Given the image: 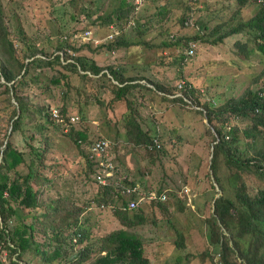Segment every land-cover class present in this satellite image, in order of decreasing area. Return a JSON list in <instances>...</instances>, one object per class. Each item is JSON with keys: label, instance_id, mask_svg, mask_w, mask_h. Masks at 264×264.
<instances>
[{"label": "trees", "instance_id": "trees-1", "mask_svg": "<svg viewBox=\"0 0 264 264\" xmlns=\"http://www.w3.org/2000/svg\"><path fill=\"white\" fill-rule=\"evenodd\" d=\"M36 1L45 23L36 22L34 34L25 29L16 9L6 13L0 2V264H185L182 259L190 262L192 257L198 259L199 264H264V67L250 78L242 92L222 102L209 94L211 86L203 76L201 78L197 72L192 75L183 68L184 64H193L190 58L197 52L196 41L213 44L227 36L230 40L238 30H244L247 36L233 42L241 50L237 54L255 51L264 56V0H236V14L248 10L246 6L250 3L257 8L246 19L240 17L241 25L224 31L219 24H210L207 19L195 16L191 19L199 0H187L186 11L181 16L182 26L183 22H192V31L169 35L168 17H152L160 41L150 43L147 47L155 48L153 51L145 49V53L162 55L166 50L164 54L172 55L178 47L183 48L177 61H156L163 67L155 71L161 75L154 73L157 77L143 73L154 64L141 65L139 71L127 61H107L112 51L125 47L139 52L147 43L140 34L146 25L137 14L138 3L134 0H121L115 9L104 15L97 14L88 24L90 27L87 26L91 28L97 23L108 29L117 18L126 27L131 20L134 22L131 28L140 34L135 39L123 31L122 26L116 34L113 31L111 37L101 42L103 49H95L105 65L91 54L89 40L76 42L77 38L66 24L61 27L59 21L58 24L51 21L52 6L43 0L44 9L41 0ZM69 2L77 8L75 0ZM161 10L165 11V6ZM92 12L91 9L85 11L83 17L89 18ZM62 14H65L64 9ZM13 15L17 30L11 27V21L16 23L15 19L11 20ZM81 19L77 17V22ZM216 31L220 34L216 35ZM47 34L57 39L52 53L38 48L37 42L49 39ZM192 44L194 51L190 54L188 49ZM166 66L169 71L174 68L171 77L179 85L166 82ZM78 81L87 89L80 91ZM57 90L61 96L72 91L80 96L75 99L78 105L73 103L77 107L72 109L75 111L62 103ZM90 97L110 111L123 105L118 116L122 124L118 125L125 128L126 142L144 146L143 154L152 156L168 153L173 137L165 135L160 125L151 127L146 120L143 108L149 101L152 111L160 105L168 108L171 103H179L197 113L202 130L194 148L198 150L199 159L195 172L185 177L183 186L189 187L195 195L210 190L211 203L207 202L209 209L204 217L192 209L188 211L197 222L196 226L189 225L190 219L187 222L189 238L201 243L196 251L189 250L191 244H185L181 222L175 229L173 241L156 244L152 249L148 244L157 239L145 240L138 231L126 229L142 226L147 221L157 222L158 214L163 211L173 222L174 211L169 212L168 204L161 199V194L169 188H157L123 166L113 148L120 126H115L116 130L110 135L108 124L112 119L107 115L101 128L105 134L95 133L96 125L89 121L81 106V102L86 103ZM46 98L61 102L55 106L58 118L65 124L54 117ZM71 115H76L77 120L71 121ZM91 129L93 134H90ZM16 134L24 138L23 148L13 138ZM58 135L60 138L55 139ZM100 138L109 139L113 145L107 157L116 166L113 175L106 177V183L98 181L97 176L103 172L98 164L100 157L92 149ZM55 152L60 154L55 155ZM61 155L66 159L71 156L74 161L64 170ZM22 165L27 167L23 173L19 170ZM68 168L72 177L69 184L77 181L88 186L85 192L88 191L89 196L82 193L84 189L79 197L59 189L58 180L63 179L62 185L68 180L64 176ZM133 185L144 192L152 190L156 196L142 200L136 207H128L127 202L134 198V193L126 194L123 186ZM183 186L175 194L179 211L184 208L182 204L188 205ZM93 206L108 208L121 226L96 236L93 227L97 226L89 216ZM192 245L195 247L194 243ZM179 248L185 253L175 255V262L167 260L168 255Z\"/></svg>", "mask_w": 264, "mask_h": 264}, {"label": "rangeland", "instance_id": "rangeland-1", "mask_svg": "<svg viewBox=\"0 0 264 264\" xmlns=\"http://www.w3.org/2000/svg\"><path fill=\"white\" fill-rule=\"evenodd\" d=\"M52 6V16L51 21L53 23L58 24L60 22V26L64 27L66 24L67 28L72 32V36L77 38L76 42L88 41L90 44V52L91 54H99L100 48L103 49L101 42L106 40L108 37H111L113 31L116 34L121 25V21L115 18V21L108 25V30L105 25L94 24L91 25V28L88 24L91 23L92 19H96L97 14L104 15L105 13L111 12L115 9L121 0H75L77 8H74L73 5L69 2V0H45ZM130 1V0H128ZM2 5L4 6L5 12L9 13V11L17 10L22 23L25 29L31 33H36L35 23L39 22L41 24L45 23V16L40 11L41 9L38 7V3L36 0H0ZM137 5V14L141 17V21L145 23L146 27L141 31V36L144 37L145 44L142 45V51L136 52L131 49H126L122 47L116 51H112L111 55L108 56L107 61H117L124 62L127 61L128 64L132 63V66L140 71L141 65L148 66L154 64L149 68V70L144 71L146 75H150V73L154 74L155 71H159L162 66L161 62H156L159 59H164L165 61L180 59V53H182L183 48L178 47L172 55H166V50L162 51V55L153 54L152 52L145 53V49H150L153 51L155 47L148 48L147 46L150 43L157 44L159 43L160 37H158L156 23H153L152 17L157 16H167L169 19V30L171 35L172 33H181V31H192L193 25L187 24V22L181 23V18L184 15V11H186V3L187 0H138ZM199 5L196 6L195 11L190 16L191 19L193 16L201 17L203 19H207V22L210 24L217 23L219 24V28L224 31L225 28H229L230 26L241 25L240 17L246 19L251 13H253L257 6L255 4H249L246 7L248 10H242L240 14H236L238 2L236 0H199ZM41 6L46 8L43 0H41ZM165 6V11H162L161 8ZM256 6V7H255ZM143 7V8H142ZM142 8V10H140ZM64 9V15L62 11ZM91 9L93 12L91 16L83 17L85 11ZM188 11V10H187ZM74 12V16H71V13ZM187 15V14H186ZM182 16V17H181ZM77 17L79 20L77 22ZM16 20L15 16L11 17V20ZM95 21V20H94ZM99 22V21H95ZM130 25H126V27L122 26L123 31L127 32L130 36H134L135 39L140 36V34L135 33L136 31L131 28L133 25V21L129 20ZM12 29L17 30V20L11 21ZM52 27L54 24H51ZM82 27V28H79ZM74 28H79L77 31ZM74 29V30H73ZM87 33H86V31ZM195 29V28H194ZM47 31V30H46ZM135 31V32H134ZM216 35H219L220 32L216 31ZM244 30H238L237 33L231 35L230 40H228V36L218 43H200L198 42L197 52L194 56H192L193 64H184L183 68L190 74L198 73V76H203L206 84L211 86L209 94L215 96L217 101H224L230 95H237L238 93L243 91L248 85L250 78L254 76V74L259 71L261 72L264 67V56L259 52H244L239 53L241 51L239 47H237L233 42L242 37L241 39H245L247 34H244ZM54 34V33H53ZM53 34H47L48 40L44 39L42 43H38V48H42L47 53H52L55 49L57 39ZM155 35V36H154ZM229 41V42H228ZM85 43V42H83ZM239 46V45H238ZM97 49V51L95 50ZM57 51V50H56ZM82 53H88L86 50H82ZM39 54V53H38ZM152 54V55H150ZM166 55V56H163ZM99 63L101 65H105V62L101 60V55L97 56ZM130 70L134 71L135 69L132 67H128ZM166 82L167 83H177L175 79L171 77L174 72V68L172 71H169V66H166ZM157 75H160L156 73ZM155 75V74H154ZM156 76V75H155ZM161 76V75H160ZM157 77V76H156ZM264 78V77H263ZM144 82V80H141ZM163 81V80H161ZM165 81V80H164ZM78 89L80 91L86 90V85L82 81H78ZM179 85V82L177 83ZM208 85V86H209ZM207 89V87H205ZM58 98L65 103L66 106L73 107L70 109H76L75 105H78V102L75 99H79L80 96H77L74 91L70 94H65L63 96L60 90L56 91ZM50 98H46V103L51 105L52 111L58 113V108L55 105H61V102H56L49 100ZM56 99V98H54ZM90 99V100H89ZM88 101L85 103L81 102V106L83 112L89 119V121L96 125L95 133L105 134L101 131L103 125H105L104 120L105 116H110L112 119L109 122V126L111 127L110 135L116 130L118 124H122V119L119 120V114L122 109H124L123 105H119L113 111L105 109L104 106H101L99 102H97L93 97H90ZM158 98L155 99V103ZM42 101V100H41ZM73 103L75 105H73ZM171 107L163 108L160 106L156 107V110H151L150 101L149 104L143 108L144 115L146 116V120L150 122L151 127H155L160 125L161 128H164L165 135L169 134L172 138V147H170L169 152H164L161 156H152L143 154L145 151V147L142 145L131 144L130 142H126L125 136V128L123 126L118 127L117 134V143L113 148H116L118 152V156L120 161H123V166L133 172L136 177L142 178L145 182H149L151 185L157 188H169L167 191H164V196L162 200H165L167 205V210L169 212L174 211V215L172 217L173 222L168 219L166 215H163L164 211L159 213L157 216V222L147 221L142 226H130L126 227L127 230L130 231H138L140 236H143L145 240L147 239H157L158 241L149 242L148 246L152 249L156 247L162 242L173 241L176 238L175 229L179 222H181L182 229L184 230L185 243L187 246L191 244L192 251L198 249L201 245L200 242L196 243L193 241V237L189 238V234L187 231V222L194 223V226L197 225V222L191 218V213H188L190 209L201 217L206 215V210L208 208L207 202L209 200L211 191L205 190L197 195L190 192L189 187H184L185 177L187 175H192L196 170V165L199 159L198 150H196L194 142H196L201 129L200 122L197 121L196 116L197 113L184 105L180 106L179 103H171ZM75 111V110H72ZM71 121H76L77 116H70ZM204 120H206L204 118ZM62 124H65V121H61ZM67 130L66 127H64ZM93 130L91 129V133L93 134ZM94 133V134H95ZM16 140V143L21 148L25 145L24 138L21 135L16 134L13 136ZM60 136H56L55 139H59ZM245 143L244 141L241 142ZM194 145L193 148L191 145ZM113 146V145H112ZM60 153L55 152V155H59ZM52 155V154H51ZM62 156V155H61ZM71 156L67 159L65 157L60 158L61 168L64 170L69 167L71 161ZM48 161H53L48 159ZM126 165V166H125ZM121 166V167H123ZM26 165H22L19 167L20 172L26 171ZM144 171V173L142 172ZM66 178H68L67 182L62 185V178L58 180V186L61 191L72 193L74 197H79L81 195V191L84 189L82 193L86 196H89V192H85L88 186H83L79 184L77 181H70L72 177L70 175V168H68V172L64 174ZM183 186V192L187 195V204H182L184 206L183 210L179 211L177 208V190L179 187ZM220 193V190H219ZM218 194V193H217ZM54 197V193L50 194ZM46 196V195H45ZM85 196V197H86ZM85 198L84 195L82 196ZM177 207V208H176ZM93 209L89 210V216L93 225L97 227H93V231L96 236H99L101 233L105 234L114 229H118L121 225L115 217L110 214L108 208H98V206L91 207ZM142 233V234H141ZM93 239V238H92ZM195 244V247L192 244ZM176 249V248H175ZM174 249V250H175ZM216 249V247H214ZM184 252L182 248H179L177 251L172 252L168 255L170 258H163L164 260H170L175 262V255ZM159 253V252H157ZM174 253V254H173ZM185 253V252H184ZM182 261L185 264H199V260L194 257L191 258L190 262H185L184 259ZM85 263V262H84ZM173 264V263H171Z\"/></svg>", "mask_w": 264, "mask_h": 264}, {"label": "built area", "instance_id": "built-area-1", "mask_svg": "<svg viewBox=\"0 0 264 264\" xmlns=\"http://www.w3.org/2000/svg\"><path fill=\"white\" fill-rule=\"evenodd\" d=\"M138 0H134V3H138L137 2ZM86 31V30H85ZM87 33V31H86ZM194 51V48H193V44L191 47H189L188 49V53L192 54ZM53 115L54 117H57V119L59 121H63V119H59L58 116L59 114L58 113H55L53 111ZM111 142L109 139L107 138H100L98 140H96V142L94 143V146H93V150L95 152V155L97 157H100L99 159V162L98 164L101 165L102 167V172L103 174H99L97 176L98 178V181L101 182V183H106L107 182V176H112L113 173L116 171V166L113 162H111L109 159H108V149L111 148ZM124 175H126L124 173ZM118 183V181H116ZM123 189L124 191L126 192V194H130L131 192L134 193V198H131L128 200V207H136L137 205H139V203L142 201V200H145L146 198H153L156 196L155 192L154 191H147V192H144V191H141L138 189V187H136L135 185L133 186H123ZM164 196V193L161 194V199L163 198ZM125 207V206H123Z\"/></svg>", "mask_w": 264, "mask_h": 264}]
</instances>
